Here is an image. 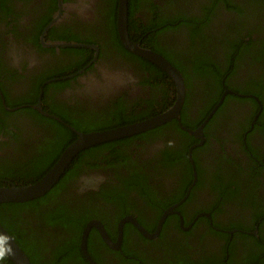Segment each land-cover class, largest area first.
<instances>
[{"label":"flooded vegetation","instance_id":"1","mask_svg":"<svg viewBox=\"0 0 264 264\" xmlns=\"http://www.w3.org/2000/svg\"><path fill=\"white\" fill-rule=\"evenodd\" d=\"M214 1L167 4L166 0H138L133 12L136 28L127 27L129 40L145 47L147 34L142 31L151 16L149 2L158 4L166 15L176 12L180 5H184L185 14L201 15ZM110 10V0H0V173L25 169L34 175L33 162L58 154L49 169L78 133H86L77 126L103 125L109 118L114 123L116 111L123 109L126 113L152 112L134 123L172 106L176 91L171 78L166 75L163 80L143 60L151 62L128 51L117 27L120 48L114 43ZM215 13L214 32L230 20L223 5L217 6ZM255 23L252 27L256 31L251 35L264 39V16ZM173 33L177 39L173 48L188 46L186 30ZM258 47L260 51V43ZM223 48L218 52L211 48L219 61ZM80 49L88 50L84 65L80 64ZM251 61L260 62L262 68ZM238 66L222 92L214 86L206 89L198 81L186 122L198 121L202 112L208 111L195 127L183 123L182 105L181 125L200 130L201 138L172 119L149 136L136 134L132 140H113L118 143L104 146L93 156L84 152L86 148L61 174L72 171L69 177L60 176L56 181L63 180L53 198L38 208L11 211L15 219L10 229L35 251L42 244L40 254L59 252L61 244L71 239L74 227H54L43 212L50 215L54 205L66 201L69 216L82 207L94 210V215L101 213L87 217L78 240L83 254L80 239L84 226L93 219L101 222L107 239L92 227L86 241V249L97 264H247L246 260L264 255V212L257 211L264 208V59H253L252 53ZM258 75L263 78L257 80L254 76ZM183 80L185 83L184 76ZM54 82L58 83L52 85ZM253 83H259V97L250 90H234L252 88ZM174 120L179 132L168 125L175 126ZM120 126L124 125L107 129ZM71 131L75 137L72 134L69 141ZM181 131L192 138L186 157L189 162L190 152L195 176L191 164L189 169L186 161L178 158L184 143ZM9 179L0 181V186L21 185ZM77 197L83 198L74 201L77 204L68 200ZM128 217L154 235L145 236L126 220ZM0 264H4L1 259Z\"/></svg>","mask_w":264,"mask_h":264},{"label":"trees","instance_id":"2","mask_svg":"<svg viewBox=\"0 0 264 264\" xmlns=\"http://www.w3.org/2000/svg\"><path fill=\"white\" fill-rule=\"evenodd\" d=\"M177 1L179 0H166V3L170 4L171 2ZM137 3L138 0H128V28L130 30L136 28V19L133 18V12L139 5H137ZM117 4L118 0H110V16L111 19H113V29H111V35L114 43L120 48V43L117 39L115 26ZM148 5L151 7L149 9L151 10V16L148 17V23L144 26V30L142 31L144 34H147L146 38L144 37V42L146 43L145 47L150 48L159 54H162L164 57L170 60L174 66L181 70L187 87L181 116L184 124L190 127H195L198 123H200V121L204 118L206 112L208 111V108L205 109V112H202V117L199 118L198 121H191L188 123L186 122V111L189 107L193 106L191 102L193 95H195L194 89L199 85L198 81H202L206 89L214 86L216 91L220 90V92H222L223 90H225L226 87H229L227 85V83L229 82V76L231 78V76L238 71V65L241 64V62L247 57V55L251 56L253 53V59L258 58L260 61H263L264 39H261L260 35L256 38H253L251 34L252 32L256 31V29L252 26L256 25L255 22L258 20V17L261 18L264 16V0H215L211 6H206L202 10L201 15H196L194 13L185 14L186 11L183 10L184 5L181 6L180 4V6L178 5L179 8L176 12L172 11V13L168 15L163 13L164 11H159L161 7L158 4L149 2ZM221 5H223L224 9H226V11L230 13V20L224 23L221 29L216 28V31L214 32L212 27L217 19L215 10L217 9V6ZM172 10H174V6ZM182 29L186 30V36L189 39L188 46L184 45L179 46V48H173V44L177 43V39H175L173 31H182ZM256 33L259 34V31H257ZM163 37H165L167 41L164 40ZM218 41L222 44V46ZM258 43H260L261 45L260 51ZM167 46H169L170 49H168ZM210 47L217 50V52L219 49L224 47L222 61H219L216 58L217 54L215 52L212 53ZM256 49H258L259 51L258 55ZM86 51L88 50L80 49L78 50V53H80L83 57L84 52ZM126 54H128L127 51ZM135 58L140 59L137 58V56H135ZM86 62V59L83 57V61H80V64H85ZM143 62L153 67L152 73L158 74L159 77L165 80L167 74L164 71L162 72L161 69H159L152 63L150 64L144 60ZM251 62L259 64L260 68H262V64L260 62ZM250 72L254 74L253 70H250ZM254 77H257V80H259V78H263L260 75ZM40 83H38L37 85L39 86ZM57 83L58 82H54L52 85H56ZM38 86L35 89V93L38 92ZM258 88L259 83H253L252 88L241 89L237 87L234 90L240 93H246V90H250L253 91L259 97ZM201 91L204 92L203 89ZM169 92L170 90L165 93L166 101L169 97ZM172 92L174 91L171 90V93ZM239 99L246 98L240 97ZM216 101L217 100H215V102ZM15 105L17 104H11V106ZM116 112L118 115V119L114 123H112L111 118H109L108 121L103 125L91 126L89 124H83L81 127L77 126V129L83 132H88L90 130L107 129L113 126H118V124L126 125L143 116H150V114H152V112L148 113L143 110L126 113L123 109L122 111L120 110ZM173 122L175 123V126L171 123H169L168 125L170 127H174V129L179 132L180 128L178 127L177 122L175 120ZM161 129V127H156V129L154 128L137 135V137H141L143 135L144 137L149 136L151 134L150 132L159 131ZM181 132L184 135V143L182 144L179 155H177L179 156L178 158L181 159V161H186V165L190 169V163L187 160L186 154L189 144L192 143V138L186 132ZM72 134L73 133L71 131L68 136L69 141L72 139ZM73 137H75V134H73ZM134 138V135L128 136L126 139H124V141L132 140ZM117 143V141H113L106 144H98L89 147L84 152L88 151V155L93 156L97 152L102 150L104 146H114ZM84 152H82L81 154H83ZM57 156L58 154H55L53 159L45 160L41 158V161L33 162L34 170L32 174H39L36 179H34V175L27 173L26 170L22 168L24 172L20 170L19 173H14L10 171H7L6 173H0V181L10 178L9 180L17 181L18 184H27L30 182H34L47 172L48 166L53 164L55 159H57ZM71 172L68 175L67 172L66 175L63 174L61 177L65 179L69 177ZM62 181L63 180H61V182ZM61 182L55 184L44 195L34 198L32 200L25 202H9L0 204V210L2 211V215L0 214V224L15 239V241L23 249V251H25L32 264H88V262L82 256L78 248L79 235L81 234L82 229L81 227L87 217H99L101 213H97L96 215H94V210L82 207V209L79 212L75 213L74 216H69L66 214L68 207L64 206L66 204V201H62V204L58 203L54 205V212L50 215H47L45 212H43V214L48 218V221L55 225L54 227L73 226L75 230L70 237L71 239L61 244V251L52 252L51 254H40L44 249V246L42 244L35 251L30 243L23 241L19 237L18 233H15L13 230L10 229L12 227L11 220L15 219V217L11 215V211L19 212L29 207L38 208L40 204L49 201L56 195L57 191L60 189ZM82 199H80V197H77L75 199L70 198L68 200L73 202V204H77ZM117 199V196L113 197V200L115 202H117ZM76 200H78L79 202L74 203V201ZM37 201H39L40 203H36ZM257 211L264 212V208L259 207ZM7 214H9V219L7 217ZM66 232L67 231L64 229V234ZM54 242H56L55 239ZM0 253L2 252L0 251ZM94 258L96 260V257ZM0 259L2 262H4V264H13L3 253L2 255H0ZM41 260L45 262H42ZM245 262L247 264H264V255H256L255 257L246 260ZM178 264L182 263L180 262Z\"/></svg>","mask_w":264,"mask_h":264},{"label":"water","instance_id":"3","mask_svg":"<svg viewBox=\"0 0 264 264\" xmlns=\"http://www.w3.org/2000/svg\"><path fill=\"white\" fill-rule=\"evenodd\" d=\"M128 0H118L117 11H116V27L119 34V38L123 46L132 53L140 56L155 66L163 70L172 80L175 85V101L166 111L149 117L144 120H140L128 125L120 126L117 128L99 130V131H90L86 133H78V137L73 140L62 152L58 160L51 166L47 172L38 180L31 182L29 184L22 185H7L0 186V203H9V202H25L39 196H42L56 183L61 174L65 171L68 164L71 160L82 150L95 146L98 144L110 142L117 140L123 137L133 136L140 134L142 132L153 129L157 126H160L172 119H177L180 123L179 112L183 105L186 87L183 80V76L170 60L164 57L162 54H159L153 51L150 48L140 46L138 43H134L129 40L128 37ZM62 46L73 45L77 46L78 44H67L61 43ZM83 47L96 48L90 45H79ZM55 119L57 117L53 116ZM59 120V119H58ZM180 126L189 130L193 135L201 138L200 130H190L183 127L180 123ZM189 160L193 163V160L189 152ZM195 172V171H194ZM164 216L161 218L163 220ZM128 221H132L137 228L147 237H152L154 234L146 232L136 220H133L132 217L126 218ZM92 227L100 232L102 238L107 239V235L104 232V227L99 220L93 219L84 226L82 230V235L80 239V248L85 259L89 264H97L92 257L89 255L86 249L87 236ZM160 228L156 231L159 232ZM120 234H118V240L120 239ZM0 250L7 256V258L13 264H31L29 257L22 250V248L17 244L15 239L9 234V232L0 225Z\"/></svg>","mask_w":264,"mask_h":264},{"label":"clouds","instance_id":"4","mask_svg":"<svg viewBox=\"0 0 264 264\" xmlns=\"http://www.w3.org/2000/svg\"><path fill=\"white\" fill-rule=\"evenodd\" d=\"M190 156H191V154H190ZM191 158H192V156H191ZM188 159H189V156H188ZM193 161H194V159H192ZM189 162H190V164H191V166H192V169H193V171H195V163H192L190 160H189ZM195 173H196V171L194 172V176H195ZM28 184V183H27ZM22 185V184H21ZM23 250V249H22ZM1 251V250H0ZM2 252V251H1ZM25 252V251H24ZM3 253V252H2ZM2 253H0V255H2ZM4 254V253H3ZM5 255V254H4ZM83 255V254H82ZM6 256V255H5ZM28 256V255H27ZM7 257V256H6ZM84 257V256H83ZM85 258V257H84ZM86 260V259H85ZM32 264V263H31Z\"/></svg>","mask_w":264,"mask_h":264}]
</instances>
